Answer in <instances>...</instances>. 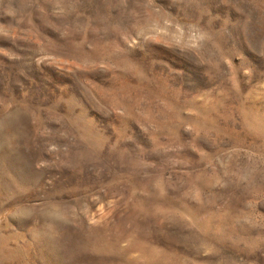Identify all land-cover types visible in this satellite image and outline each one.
Here are the masks:
<instances>
[{
  "label": "rangeland",
  "instance_id": "374dc122",
  "mask_svg": "<svg viewBox=\"0 0 264 264\" xmlns=\"http://www.w3.org/2000/svg\"><path fill=\"white\" fill-rule=\"evenodd\" d=\"M0 264H264V0H0Z\"/></svg>",
  "mask_w": 264,
  "mask_h": 264
}]
</instances>
